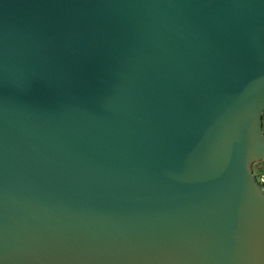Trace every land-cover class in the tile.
<instances>
[{
	"label": "water",
	"instance_id": "obj_1",
	"mask_svg": "<svg viewBox=\"0 0 264 264\" xmlns=\"http://www.w3.org/2000/svg\"><path fill=\"white\" fill-rule=\"evenodd\" d=\"M264 0H0V264H264Z\"/></svg>",
	"mask_w": 264,
	"mask_h": 264
},
{
	"label": "built area",
	"instance_id": "obj_2",
	"mask_svg": "<svg viewBox=\"0 0 264 264\" xmlns=\"http://www.w3.org/2000/svg\"><path fill=\"white\" fill-rule=\"evenodd\" d=\"M255 178L264 193V171H261L260 173L256 174Z\"/></svg>",
	"mask_w": 264,
	"mask_h": 264
},
{
	"label": "rangeland",
	"instance_id": "obj_3",
	"mask_svg": "<svg viewBox=\"0 0 264 264\" xmlns=\"http://www.w3.org/2000/svg\"><path fill=\"white\" fill-rule=\"evenodd\" d=\"M263 121H264V114H263ZM260 164L258 163L257 165L254 166V175L260 173L261 171L259 170Z\"/></svg>",
	"mask_w": 264,
	"mask_h": 264
},
{
	"label": "crops",
	"instance_id": "obj_4",
	"mask_svg": "<svg viewBox=\"0 0 264 264\" xmlns=\"http://www.w3.org/2000/svg\"><path fill=\"white\" fill-rule=\"evenodd\" d=\"M259 170L260 171H264V162L263 163H260Z\"/></svg>",
	"mask_w": 264,
	"mask_h": 264
},
{
	"label": "trees",
	"instance_id": "obj_5",
	"mask_svg": "<svg viewBox=\"0 0 264 264\" xmlns=\"http://www.w3.org/2000/svg\"><path fill=\"white\" fill-rule=\"evenodd\" d=\"M263 124H264V121H263ZM260 163H263V162H259V164H260ZM257 164H258V163L254 164V166L257 165Z\"/></svg>",
	"mask_w": 264,
	"mask_h": 264
}]
</instances>
